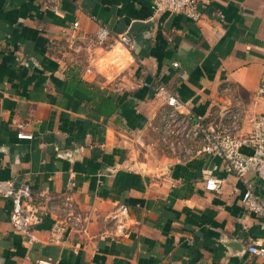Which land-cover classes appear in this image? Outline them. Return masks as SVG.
I'll use <instances>...</instances> for the list:
<instances>
[{"label":"crops","instance_id":"0c3cea01","mask_svg":"<svg viewBox=\"0 0 264 264\" xmlns=\"http://www.w3.org/2000/svg\"><path fill=\"white\" fill-rule=\"evenodd\" d=\"M199 2L192 20L151 0H0V180L30 185L33 217L28 233L15 229L0 196V264H264L248 249L264 246V220L243 207V182L216 155L182 157L161 139L164 88L216 127L219 110H238L239 135L264 116V0ZM72 76L116 110L68 92ZM247 177L263 196L264 181ZM116 204L123 227L108 217ZM68 213L81 222L51 242Z\"/></svg>","mask_w":264,"mask_h":264},{"label":"built area","instance_id":"2783aa9c","mask_svg":"<svg viewBox=\"0 0 264 264\" xmlns=\"http://www.w3.org/2000/svg\"><path fill=\"white\" fill-rule=\"evenodd\" d=\"M156 12H178L187 18L197 20L201 16L199 0H151ZM77 25V22H74ZM98 43H105L112 37L105 26H99L96 31ZM126 49L132 50L135 40L127 32L114 36ZM166 94V116L162 126V141L167 148L179 156L216 155L224 165L225 170L234 173L244 184L241 198L243 207L264 220V195L259 196L253 190L251 180L247 177L253 173L264 181V116L250 114L248 118L249 130L244 135L237 134L241 128L239 111L234 108L219 110L223 124L214 126L200 116L191 115L183 111V101L176 93L164 88ZM258 94L264 95V83L258 88ZM248 147L249 152L242 148ZM207 190L218 191L219 182L213 176L205 179ZM31 188L26 182L14 183L12 180H0V196L12 202L9 219L12 226L24 233H28L33 222L32 214L26 205L31 199ZM67 205V204H66ZM108 217L123 227L128 218L127 207L116 204ZM81 215L68 213L64 219L54 221L49 229L51 242L62 241L65 233L81 222ZM249 251L264 256V246L251 244Z\"/></svg>","mask_w":264,"mask_h":264},{"label":"trees","instance_id":"16d2710c","mask_svg":"<svg viewBox=\"0 0 264 264\" xmlns=\"http://www.w3.org/2000/svg\"><path fill=\"white\" fill-rule=\"evenodd\" d=\"M68 85V92L72 91L73 89H77L78 91L87 95L89 101L92 104V108L96 112L105 113L106 115H108L117 108V104L114 100L102 94L100 90H93L92 86L88 82L76 76H72V78H70V80L68 81Z\"/></svg>","mask_w":264,"mask_h":264},{"label":"water","instance_id":"95a60500","mask_svg":"<svg viewBox=\"0 0 264 264\" xmlns=\"http://www.w3.org/2000/svg\"><path fill=\"white\" fill-rule=\"evenodd\" d=\"M150 22H142V21H134L132 24H131V28L132 29H139L140 27H143V26H146V25H149Z\"/></svg>","mask_w":264,"mask_h":264}]
</instances>
